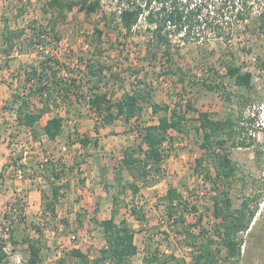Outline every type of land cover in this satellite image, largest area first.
<instances>
[{
    "label": "rangeland",
    "instance_id": "rangeland-1",
    "mask_svg": "<svg viewBox=\"0 0 264 264\" xmlns=\"http://www.w3.org/2000/svg\"><path fill=\"white\" fill-rule=\"evenodd\" d=\"M47 1L0 0V251L5 254L1 264H26L27 246L21 235L38 237L31 224L41 228L42 264H58L62 257L66 258V264H84L71 257L69 251L78 248L90 259L96 257L105 244L101 221L112 212L116 221L126 219L135 232L137 252L121 264H142L146 253L155 248L173 255L168 256L169 264H192L196 251L184 244V236L165 213L162 196L169 187H175L189 207L197 209L186 221L197 223L194 231L203 227L210 237L215 221L210 210L215 190L202 175L208 163L204 160L199 165L196 160L203 156L201 132L196 129L197 112H187L190 117L187 132L170 131L171 150L162 162L157 181L151 186H141L134 195L129 189L120 190L114 171L122 150L139 143L138 129L131 130L129 125L116 120L100 127L96 134V114L85 102L78 104L74 100L56 103L57 106L52 102L51 112L39 122L42 125L55 114L63 117L62 133L55 140L43 135L34 140L29 129L18 126L11 100L14 93L25 90V71L38 66L45 56L62 64L61 77L79 73L84 67L81 59L96 58L112 66L116 76L107 74L104 81L114 99L138 85L139 79L150 84L156 103L173 106L190 100L197 111H209L216 118L231 117L237 129L236 141L243 140L247 146H228L236 170L228 184L218 186L228 191L234 209L253 214L248 228L239 234L242 238L239 257L221 264H264V40L240 32L228 45L215 43L211 37L207 43L181 44L180 54H175L174 59L187 79L211 81L213 75L208 67L223 75L230 62L252 71L250 89L236 86L227 76L222 78L226 90L233 94L228 100L219 91L208 90L200 83L182 85L176 74H163L161 66L166 63L160 55L149 62L144 56L147 41L143 18L127 36L117 18L106 26L103 11L117 9L120 4L116 0H101V8L89 15L75 6L65 17H57L48 9ZM33 27L43 29L41 38H29L35 32ZM8 28H24L23 38L27 37L10 54L4 52L2 41V33ZM96 28L102 30L99 41ZM31 41L36 43L31 45ZM249 46L252 49L248 52ZM158 115L145 104L137 124L156 122ZM84 135L91 139L86 146L79 142ZM168 145L166 142L165 146ZM49 161L64 167L63 178L57 181L63 185L62 196L53 215L43 209L41 199L42 191L50 194L46 180L49 172L44 170ZM209 168L214 175V166L210 164ZM122 175L123 181L130 179L125 170ZM114 195L117 200L112 199ZM132 209L140 210L144 218H136ZM11 229L19 240L16 244L11 241Z\"/></svg>",
    "mask_w": 264,
    "mask_h": 264
},
{
    "label": "trees",
    "instance_id": "trees-1",
    "mask_svg": "<svg viewBox=\"0 0 264 264\" xmlns=\"http://www.w3.org/2000/svg\"><path fill=\"white\" fill-rule=\"evenodd\" d=\"M116 2L120 4L117 9L103 11L104 24L109 27L110 20L117 18L120 29L127 36L131 34L139 19L143 18L146 25L144 36L147 41L144 56L151 62L160 55L166 63L161 66L163 74H176V80L182 85L187 82L191 84L200 82L187 79L185 71L175 62L174 56L180 54L181 44L207 43L211 37L215 43L228 45L236 36H240V32L248 34L251 38L264 40V0H116ZM75 6L89 15L101 8V0L47 1L48 9L57 17H65ZM19 12L21 14L23 10ZM238 28L242 30L238 32ZM95 30L99 41L102 30L97 28ZM33 31L35 32L29 38L42 37L43 29L33 27ZM25 34L24 28L6 29L2 33L4 52L10 54L17 43L19 45L21 40L27 39L23 38ZM175 37L180 39L176 40ZM35 43L30 42L31 45ZM251 49L249 46L248 52ZM230 55L233 58L234 52L231 51ZM203 57L206 58V55L203 54ZM81 62L84 63V67L76 75L61 77L59 66L62 64L58 59L46 56L40 59L38 66L33 65L25 71V90L14 93L11 100L17 125L29 129L34 140H38L41 135L49 140H55L62 133L63 117L55 114L47 118L42 125H39V122L45 114L51 112L52 102L69 103L74 100L78 104L85 102L96 114L97 122L94 125L96 134L99 133L100 127L111 125L116 120L129 125L131 130L138 129L139 143L126 146L122 150L119 166L114 171V179L120 190L129 189L134 195L141 186H151L157 181L162 162L171 150L170 131L187 132L190 120L187 112H197L196 129L201 132L200 148L203 150V156L196 160L199 165L204 160L207 161L208 165L204 167L202 175L205 180L212 183L215 190L210 207L215 221L210 237L203 227L194 231L193 227L197 226V223L186 222L187 216L197 209L194 206L189 207L188 202L175 187H169L162 196L165 213L173 225L179 228L178 233L184 236V244L196 251L192 264H221V261L227 262L238 258L242 243L239 234L248 228L253 213L248 215V212L241 208L234 209L228 191L219 189L218 186L220 183L222 186L228 184L235 174L236 167L229 156L228 146H247L243 140L236 141L237 129L233 119L229 116L225 119L216 118L209 111H197L190 100H186L184 105L176 103L173 106L168 103H156L150 84L139 79L138 85H133L129 91H123L119 98L114 99L113 93L107 88V81H104L107 74L111 77L116 76L113 67L96 58L85 61L81 59ZM262 64L264 66V62ZM225 69L226 72L221 75L209 66L207 70L211 72L213 78L211 81L202 79L200 84L208 90L219 91L228 100H231L233 94L223 85L224 76L231 78L236 86L251 88L253 77L251 70L233 62L227 63ZM145 104L152 113L159 114L157 121L152 123L142 121V124H137ZM79 140L82 146L91 141L88 135ZM166 142H169L168 146H165ZM210 164L215 168L214 175L211 174ZM44 170L49 172L46 180L50 184V194L42 191V206L53 215L62 196L63 185L57 181L63 178L64 167L49 161L45 163ZM122 170L128 173L130 179L123 181ZM112 199L117 200V196H112ZM132 211L139 220L144 218L140 210ZM198 219H202L201 215ZM101 225L105 244L98 250L96 257L90 259L87 253L78 248L71 249L68 254L84 264L106 262L121 264L136 254L135 232L126 219L116 221L115 213L112 212L109 218L101 221ZM31 228L38 237L28 233L21 235L22 242L27 246L26 264H42L41 228L35 224H31ZM13 230L11 229V241L16 244L19 240L15 238ZM4 255V252L0 251V264ZM168 256L173 255L160 253L159 249L155 248L146 253L142 264H169ZM58 264H66V258H60Z\"/></svg>",
    "mask_w": 264,
    "mask_h": 264
}]
</instances>
